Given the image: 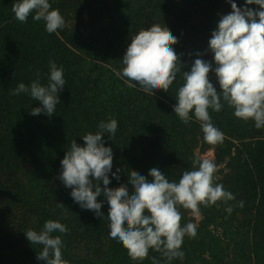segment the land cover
Returning a JSON list of instances; mask_svg holds the SVG:
<instances>
[{
	"label": "trees",
	"instance_id": "trees-1",
	"mask_svg": "<svg viewBox=\"0 0 264 264\" xmlns=\"http://www.w3.org/2000/svg\"><path fill=\"white\" fill-rule=\"evenodd\" d=\"M196 1L198 9L201 1L211 6L208 12H202L199 24L188 13L172 21L171 16L151 13L146 22L142 19H146L144 11H140L124 34L102 29L98 37L84 38L68 24L70 9L77 5L74 0H49L50 10H59L66 21L65 28L52 34L46 31L43 20H33L34 13L27 23L19 22L12 11L17 0H0V264H45L37 259L42 246L31 244L25 232L41 231L47 220L69 229L64 234L53 233L61 236L62 258L68 264H153V257L158 264H167L151 249L144 261H132L122 244L110 238L105 198H97L103 202L104 214L98 218L75 203L71 189L59 179L61 161L71 142L76 140L84 146L82 137L88 132L95 134L99 123L109 119L117 120V132L112 140L107 133L102 138L113 151L112 171L121 169L119 181L109 174V188L127 184L131 170L151 179L148 173L153 167L178 182L184 171L193 170L200 145L214 148L218 163L228 158L230 172L219 184L236 199L227 204L218 202L219 207L201 206L203 219L196 227V236L183 240L185 258L171 264H264V128L257 129L254 121L236 118L234 110L222 100L224 107L219 113L209 112L224 139L210 145L204 141L194 115L185 125L173 111L178 89L184 83L181 74L167 93L160 90L153 96L140 91L138 85L129 87L127 78L118 75L132 37L154 24L166 25L177 37L173 47L184 66L182 71H190L198 52L211 62L209 40L218 0ZM199 34L204 46L197 51L193 44ZM49 61H55L64 71L61 104L51 117L44 113L33 116L30 112L41 107L40 102L28 94L13 96L10 92L20 83L30 86L37 73L42 86H46ZM209 79L219 92L214 72ZM128 189L131 194V185ZM239 201L244 202L243 208L238 206ZM228 207L231 213L226 211ZM180 211L184 226L191 212ZM239 215L243 226L235 229L233 222ZM211 227L220 229L221 235Z\"/></svg>",
	"mask_w": 264,
	"mask_h": 264
},
{
	"label": "clouds",
	"instance_id": "clouds-1",
	"mask_svg": "<svg viewBox=\"0 0 264 264\" xmlns=\"http://www.w3.org/2000/svg\"><path fill=\"white\" fill-rule=\"evenodd\" d=\"M232 11L220 18L217 29L211 33L209 51L212 62L205 61L202 53H196L190 71H182L180 56L174 50L177 37L164 25L154 24L147 30H140L132 37L122 63V75L129 87L153 96L156 91L168 92L170 86L181 74L184 81L177 92L174 113L189 125L193 115L200 123L203 139L210 145L223 142V133L213 124L209 109L219 113L226 103L234 110V116L245 122L254 121L257 129L264 128V0H246L245 7L239 8L232 0ZM248 5H257L259 10ZM49 0H17L12 6L15 18L27 23L30 14L33 20L45 22L49 34L66 27V21L59 10H50ZM214 72L220 91L210 82L209 74ZM30 86L20 83L10 92L13 96L28 94L41 107L30 114L41 113L51 117L61 104L59 94L66 83L62 67L49 61V76L46 86H42L39 73ZM138 85V86H137ZM223 100L224 103L221 101ZM118 129L116 119L101 121L98 131L88 132L82 139L84 146L73 140L61 161L62 172L59 179L70 196L82 209L91 210L102 218L103 196L109 206L110 238L117 240L127 250L132 261H144L149 250L159 253L167 264L175 259L183 260L184 237L194 238L196 225H181L180 209L189 210L193 216L201 215V206L219 207L235 200L222 184L215 183L216 165L210 159H196L193 170H186L179 181H170L158 167L150 169L146 178L131 170L128 183L117 188H109V174L120 180L121 169H113V151L105 146L103 135L109 139ZM198 165V167H197ZM101 184L103 187H101ZM128 185L133 191L129 194ZM58 207H64L58 204ZM238 206L243 208L244 202ZM231 213L232 208L228 207ZM69 229L62 223L47 220L41 231L27 230V240L41 245L38 260L45 264H68L62 258L63 241L53 233H67ZM153 264H158L155 257Z\"/></svg>",
	"mask_w": 264,
	"mask_h": 264
},
{
	"label": "rangeland",
	"instance_id": "rangeland-1",
	"mask_svg": "<svg viewBox=\"0 0 264 264\" xmlns=\"http://www.w3.org/2000/svg\"><path fill=\"white\" fill-rule=\"evenodd\" d=\"M77 5L70 9L68 24L75 26L80 32V36L84 38L98 37L102 32V29H109L118 34H124L129 31V27L133 21L138 19L140 11H144L146 15L143 17V21L148 22V14L171 16L173 19H180L183 13H188L192 21L199 24L203 17L202 12H208L211 8L209 4L204 1L199 2L202 7L198 9L196 7V0H74ZM239 8L245 7L246 0H232ZM79 3V4H78ZM248 7L259 10L257 5H248ZM213 20L211 25V33L217 29L219 20L222 16L229 14L231 9V3L228 0H218L214 5ZM171 13L172 15H170ZM210 33V36H211ZM202 35H198V39L194 40V48L199 51L204 46L201 39ZM193 46L191 48H193ZM213 64L214 59L211 60ZM196 155L199 159H210L216 165V180L218 183L224 179V177L230 172V168L227 165L228 158L222 163H218L216 160V153L214 148L199 146L196 151ZM202 215L196 217L191 213L188 215L187 223L191 222L198 227L201 224ZM242 217L233 222V227L241 228L243 224H240ZM216 230V233L221 235L220 229L211 227ZM243 230V229H242ZM245 231V229L243 230ZM187 235L184 237V239ZM243 240V237L239 241ZM229 242V241H228ZM232 243V242H230ZM244 244V243H243ZM243 246V245H242ZM247 247L246 245H244ZM232 249V246H230ZM247 248H244L247 256ZM230 260V259H229ZM184 264H199L197 262H184ZM216 264V263H212Z\"/></svg>",
	"mask_w": 264,
	"mask_h": 264
}]
</instances>
